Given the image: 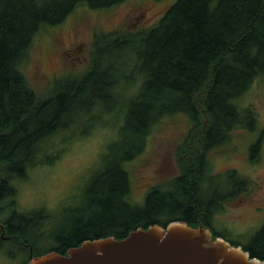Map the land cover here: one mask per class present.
Here are the masks:
<instances>
[{
	"label": "trees",
	"instance_id": "16d2710c",
	"mask_svg": "<svg viewBox=\"0 0 264 264\" xmlns=\"http://www.w3.org/2000/svg\"><path fill=\"white\" fill-rule=\"evenodd\" d=\"M123 1L0 0V249L23 253L24 264L51 251L66 253L85 240L124 238L139 227L191 221L198 203H220L226 200L224 195L244 192L253 184L235 169L222 182L221 173H212L209 155L228 142L235 130L256 127L258 113L255 107L244 106L242 98L264 74V0H176L150 29L110 31L102 34V44L93 41L86 73L63 76L45 93L30 84L22 65L38 34L62 23L78 6L106 9ZM138 43L136 67L144 79L128 102L121 127V135L130 139L128 147L119 141L110 146L120 157L94 191L98 195L94 205L101 213L50 234L51 246L40 250L41 242L49 239H41L36 232L43 225L40 220L50 215L44 207L21 211L9 180L13 173L24 174L37 150L48 154L57 145L58 139L52 142L51 137L76 129L81 101L101 73L107 79L98 87L120 85L116 62ZM105 57L113 61L102 71ZM175 115H184L189 122L186 141L176 153L181 175L155 184L142 202H134L128 166L147 149L154 129ZM261 139L253 146L252 162L259 161ZM51 154L47 164L54 163L62 150ZM210 177L214 178L210 188L214 184L215 190L197 191L200 181ZM213 193L223 197L208 195ZM228 237L232 244L264 259V225L250 243L239 244Z\"/></svg>",
	"mask_w": 264,
	"mask_h": 264
},
{
	"label": "rangeland",
	"instance_id": "374dc122",
	"mask_svg": "<svg viewBox=\"0 0 264 264\" xmlns=\"http://www.w3.org/2000/svg\"><path fill=\"white\" fill-rule=\"evenodd\" d=\"M175 1L125 0L106 9L78 6L62 23L49 26L38 34L22 69L33 88L39 93H45L47 89L54 88L55 83L63 76L83 74L90 69L93 41L98 40L102 44L105 40L103 33L150 29L158 24L159 19ZM139 46L140 43L135 50L124 51L123 53L128 55L127 58L122 54V58L116 62V66L119 67L117 77L120 85L115 89L98 87L103 85L102 79H107L101 73L100 78L91 85V90L81 101L79 107L81 110L78 109L76 114L79 122L76 129L67 128L61 135L51 137L52 142L58 139V143L51 146L49 153L60 149L62 154L54 163L49 164L50 168L43 170V174L47 175L48 182L52 185L63 186L70 176L74 177L75 183L58 205L53 203L32 205L29 194H24L28 207L33 209L44 207L50 215V219L40 220L43 225L36 232L41 239L46 237L49 239L41 242L40 250L51 246L50 234L72 228L75 223L94 218V215L101 213V209L94 205L98 197L94 191L104 178V174L107 176V169L113 166L116 157L117 159L120 157V152L116 148H111L113 151H110V146L119 141L125 149L128 147L130 139H124L121 127L125 122L128 102L139 92L144 79V74L136 67ZM112 61L110 57H105L102 61V71H105L108 63ZM124 61L129 63L128 66L121 65ZM242 104L255 107L258 113L256 127L251 129L247 126L235 130L230 140L214 149L209 158L213 172L221 173L222 182L227 181L226 175L230 174L231 169H235L254 185L260 176L264 177V74L255 79L243 96ZM188 131L189 122L184 115L169 117L154 129L149 137L147 149L135 157L128 166L134 202L143 201L151 184L166 181L180 172L181 167L176 153L178 147L186 141ZM102 134L107 139V151L101 155L97 163H93L88 154L97 148ZM260 139L263 143L259 161L252 162L250 157L256 155L253 146H256ZM238 176L234 177L237 181ZM253 187L251 186L246 193L254 195L255 202H250V198H246L243 225L256 221L257 216L250 208L251 205L257 204V191H254ZM211 188L210 182H206L204 190L210 193ZM90 190H93V193L90 194ZM261 193L264 194V191ZM102 197L106 198V195ZM10 214L6 213L8 216ZM228 215L227 211L217 215L224 226H228L225 221ZM259 228L256 227L255 230ZM254 235L255 232L243 235L242 242L250 243ZM24 261L23 253L19 254L13 248L0 249V264H24Z\"/></svg>",
	"mask_w": 264,
	"mask_h": 264
},
{
	"label": "water",
	"instance_id": "95a60500",
	"mask_svg": "<svg viewBox=\"0 0 264 264\" xmlns=\"http://www.w3.org/2000/svg\"><path fill=\"white\" fill-rule=\"evenodd\" d=\"M28 264H264L242 245L214 238L203 226L175 220L132 230L124 238L83 241L66 253L51 251Z\"/></svg>",
	"mask_w": 264,
	"mask_h": 264
},
{
	"label": "flooded vegetation",
	"instance_id": "af4514ba",
	"mask_svg": "<svg viewBox=\"0 0 264 264\" xmlns=\"http://www.w3.org/2000/svg\"><path fill=\"white\" fill-rule=\"evenodd\" d=\"M212 173L216 174L218 172H212ZM180 175H181V170L176 176L169 178L168 180L178 177ZM213 179L214 178L212 177H210L209 179H202L203 181H200V183L197 185V191H203L204 188L202 187V183L205 184L208 181L211 182ZM155 184L157 183L151 184V187H153ZM212 186H214V184ZM252 186H254L252 189L254 191H257L256 193L257 204H253L250 206V208H252V210L254 211V214L257 216L256 221L253 224H247V223L246 225L242 224L244 221L243 212L246 209V204H247L246 198L247 197L250 198L249 200L250 202H255V196L250 193L249 194L246 193L251 186L244 192L241 193L239 192L234 195H224V197H227L226 200L217 204L216 203L212 204V202H210L207 205L204 204L201 206L198 203L197 207H195L194 211L190 214L191 221H185V222H187L192 226L203 225L209 228L212 231L214 237L225 238L226 235H229L228 237L229 239H232L233 241H236L238 243L240 242L239 244H243L242 242L243 235L252 232H255L256 234L261 230L262 226L264 225V194L261 193L264 191V177L260 176L259 179L256 181V183L254 185L252 184ZM212 190H215V187H213ZM220 194L221 193H213L208 195L210 196L216 195L219 198L223 197ZM204 196L206 195L204 194ZM204 196L201 195L200 200L204 201ZM195 200H198V198H195ZM226 211L227 214H229L225 220L228 223V226L222 225L220 220L217 218L218 214ZM256 227H260V228L255 230Z\"/></svg>",
	"mask_w": 264,
	"mask_h": 264
},
{
	"label": "clouds",
	"instance_id": "9594fccd",
	"mask_svg": "<svg viewBox=\"0 0 264 264\" xmlns=\"http://www.w3.org/2000/svg\"><path fill=\"white\" fill-rule=\"evenodd\" d=\"M106 143L105 135H100L97 148L88 154V158L93 163H97L101 155L106 153ZM51 155V153L45 154L42 150H37L33 163L25 167L23 175L19 173L12 174L9 184L15 190V200L21 209L34 210L32 207H28V201L25 200L24 196L25 193L29 194L32 205H46L48 203L58 205L74 186L75 179L71 176L65 181L63 186L52 185L48 182L47 175L43 174V170L50 168L46 161Z\"/></svg>",
	"mask_w": 264,
	"mask_h": 264
}]
</instances>
